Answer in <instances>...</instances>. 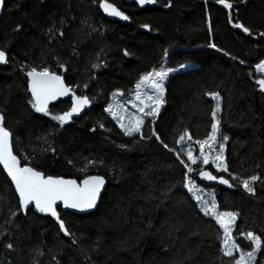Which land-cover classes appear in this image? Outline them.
Segmentation results:
<instances>
[{
  "label": "trees",
  "instance_id": "1",
  "mask_svg": "<svg viewBox=\"0 0 264 264\" xmlns=\"http://www.w3.org/2000/svg\"><path fill=\"white\" fill-rule=\"evenodd\" d=\"M109 1L130 17L128 23L105 18L98 0H4L0 48L8 52L9 63L0 65V108L5 109L6 127L13 131L15 153L34 156L33 166L46 174L66 178H83L85 173L78 170L84 166L83 158L103 159V166L90 167L87 174L104 176L106 187L98 208L91 213L75 214L60 209L69 230L80 240L79 248L86 250L80 254L70 246L69 238L58 233V225L50 217L34 210L19 214L18 228L5 224L9 206L15 207L17 199L10 181L5 183L6 174L0 170V230L8 229L7 238L0 237V264H31L35 249L47 253L57 245L64 250L61 253L64 264L69 258L74 264H181V261L219 264L215 259L218 226L214 221L210 227L208 219L198 214L193 207L195 202L186 198V190L179 186L168 193V198L161 195L165 186L182 178L175 156L154 140L137 144L131 151H122L118 145H131L132 139L122 135L103 108L115 89L132 90L141 74L159 67L161 62L167 66L193 62L195 66L172 73L166 80L167 103L155 122L156 130L170 146H175L174 139L185 128L194 139H203L211 130L210 109L215 104L203 93L219 91L221 131L231 137L226 145L230 171L242 177L257 172L264 174V167H256L264 164V145L260 143L264 140V96L255 83L256 79L264 78L255 69V64L264 59V40L232 28L228 11L215 0H173L169 8L163 7L168 0H157L156 6L146 8L125 0ZM233 2L234 18L254 32L264 31V0ZM64 15L76 19L64 28L63 38L49 44L45 30L53 20L59 27V18ZM209 18L211 33L206 23ZM82 19H87L96 31L81 25ZM145 23L151 30L141 29L140 25ZM17 24L22 25V30L14 32ZM210 42L237 59L208 47ZM123 49L133 55L124 57ZM165 49L169 55L162 61ZM101 50L102 55L106 54L108 67L100 69L96 79L88 80L90 63ZM241 59L245 60L244 64L239 63ZM42 61L56 71H59L58 62L65 63L66 83L82 86L88 81L89 87L83 89V94L95 97L82 116L48 137V144L37 138L51 131L55 122L42 114L24 113L25 80L19 71V63L39 65ZM77 91L80 94L81 89ZM70 104V99L61 100L52 110L65 111ZM98 119L105 123L106 129L96 127L95 132L89 131ZM149 132L146 127L145 133ZM49 145L55 149L54 153L44 151ZM69 160L74 163L70 165ZM113 169L123 170L118 180ZM196 180L201 183L198 177ZM204 185L207 184H201ZM263 185L257 186L256 197L244 194L238 187L230 190L207 185L206 189L216 190L220 210L240 213L238 228L264 233ZM151 196L158 199L152 200ZM161 200L163 204L156 208ZM148 224L152 227L148 228ZM169 225L173 226L171 235ZM177 228L179 231L174 230ZM237 238L242 246L247 245ZM97 240L98 253L92 251ZM8 242L16 245L14 250L4 247ZM197 247L198 254L187 261L188 250ZM88 255L91 259L86 260ZM40 264H49V256H42Z\"/></svg>",
  "mask_w": 264,
  "mask_h": 264
},
{
  "label": "snow or ice",
  "instance_id": "2",
  "mask_svg": "<svg viewBox=\"0 0 264 264\" xmlns=\"http://www.w3.org/2000/svg\"><path fill=\"white\" fill-rule=\"evenodd\" d=\"M3 3L4 0H0V6ZM135 3L143 7L156 4L157 0H135ZM215 3L222 6L224 10H229L228 23L232 28L239 30L248 37L258 36L261 40H264V31L254 32L252 28L232 16L231 10L236 7L233 0H215ZM239 3H245V0H239ZM172 4L173 0H168L163 7L169 8ZM98 5L99 9L108 16L118 17L123 21L130 20V17L125 12L120 10L114 3L109 2V0H98ZM75 19L74 16H61L59 18V27H57V21L53 20L44 33L49 44L54 43L57 38H63L65 36L64 28L70 26ZM80 23L92 28L88 24L87 19H82ZM206 23H209V32L211 33L210 18L206 20ZM140 27L151 30L150 25L146 23L141 24ZM19 30H22V25L17 24L13 31ZM92 31H96V29L92 28ZM208 47L223 52L225 56H231L229 52L218 48L215 43L210 42ZM72 52L76 54L75 47L72 48ZM122 52L124 57L133 55L127 49H123ZM168 55V50L165 49L161 58L162 61ZM231 58L233 60L237 59L235 56H231ZM8 63V52L5 48H0V65H7ZM239 63L244 64L245 60L241 59ZM107 67L106 54L102 55L101 50L90 63L88 80L96 79L97 72ZM187 67L185 64L179 65V69ZM57 68L59 71L53 70L52 67L43 61L39 65L19 63V71L23 74L25 80V86L23 87L24 113L29 116L32 113L42 114L43 117L49 118L50 121L55 122V126H58H54L51 131H46L43 136L37 138L44 141L45 144H48V137L53 136L55 132L69 125L73 118L81 115L95 99V97L83 94V89L89 87L88 81H85L82 86L79 83H66L64 76L67 71L66 64L58 62ZM255 69L260 73H264V59H260L255 64ZM177 71L178 69L167 67L165 63L161 62L159 67H152L139 76L134 90L128 94V99H122L124 93L119 88L110 94L109 103L103 108V113L111 117L123 136L132 139L131 145L121 143L118 148L122 151H131L137 144L154 140L167 152L172 153L178 162L182 178L171 185L165 186L161 195L164 198H168V193H171L179 186L186 190L188 194L186 198H190L191 201L195 202L193 207L198 210V214H202L203 217L208 219L210 227L211 222L214 221L215 225L218 226L216 237L218 254L215 259L219 261V264H225V261H227V264H264V233H258L251 228L248 230L238 228L237 222L240 213L231 210H220L215 191L206 190L207 185L201 186L203 182H216L219 185L227 186L229 189L238 187L244 194L256 197L257 186L264 184V174L260 172L242 177L230 171V165L226 157V145L231 140V137L221 131V93L214 90H208L203 93L205 97H210L212 101H215V104L210 109L211 130L208 131L203 139H194L190 131L185 128L174 139L173 143L175 146H170L154 126L162 106L167 103L166 80L170 74ZM255 83L258 85L259 93L264 96V78L256 79ZM78 89H81L80 94H78ZM62 98H70V107L65 111L54 112L52 109ZM4 103L7 104L8 101L5 100ZM5 120V109L0 108V170L6 174L5 183L10 181V187L14 188L15 198L17 199L15 207L9 206L5 224L18 228L19 214L34 210L36 214L51 217L58 225V233L62 234L63 237L69 238L71 241L70 246L80 254H84L86 250L79 248L80 240L74 232L69 230L61 216L60 209L62 207L64 210L87 212L98 208V201L102 195L106 179L101 175H88L87 171L90 167L103 166L104 160L93 157L83 158L84 166L78 169L80 172L85 173L82 179L46 174L33 166L32 160L34 156H30L27 153L20 155L15 153L13 131L6 127ZM237 126L248 127V125ZM96 127L101 130L106 129L105 123L101 119H98L96 125L89 131L95 132ZM146 127L150 129L149 134L145 133ZM253 128V134L255 135V126ZM260 143L264 145V140H261ZM49 150L53 153L55 152V149L51 148L50 145L44 149L45 152ZM68 163L71 165L74 162L69 160ZM256 167L258 169L262 168L264 164H257ZM210 169L215 171L213 172ZM224 174H227L228 178ZM122 175V169L119 171L113 169L114 178L118 180ZM196 177H199L201 183H197ZM261 191H264V188ZM150 199L155 200L158 197L151 196ZM162 204L163 201L161 200L155 207L159 208ZM147 227L151 228L152 225L148 224ZM174 230L179 231L178 228ZM172 231L173 226L169 225L170 235ZM7 235L8 229L0 230V237L7 238ZM192 235H198V233H192ZM209 235H211V232H209ZM238 236L243 241H246L247 245L242 246V242H238ZM4 247L14 250L16 245L8 242ZM34 251L35 255L31 259V264H40V258L44 255L49 256V264H64L61 258V253L64 250L58 245L49 249L47 253L39 248ZM92 251L99 252L98 240L93 242ZM198 252V247L196 249L190 248L185 259L190 262ZM258 253L260 254L259 257ZM85 259H91L90 255L86 256ZM67 264H74L72 258H69ZM181 264H183V261H181Z\"/></svg>",
  "mask_w": 264,
  "mask_h": 264
},
{
  "label": "water",
  "instance_id": "3",
  "mask_svg": "<svg viewBox=\"0 0 264 264\" xmlns=\"http://www.w3.org/2000/svg\"><path fill=\"white\" fill-rule=\"evenodd\" d=\"M127 3H135V0H125ZM246 1V0H245ZM110 2V1H109ZM136 4V3H135ZM3 5H4V3H3ZM3 5L2 6H0V16H1V13H2V10H3ZM137 5V4H136ZM157 5V3L156 4H150V5H145V6H143V7H141V6H139V5H137L139 8H146V7H152V6H156ZM99 6V5H98ZM220 7H222V6H220ZM100 10V9H99ZM101 11V13L104 15V17L105 18H107V19H109V20H116V21H119V22H121V23H128L129 21H123V20H121V19H119L118 17H111V16H108V15H106L102 10H100ZM226 11H229V10H226ZM142 30H145V31H149V30H146V29H143V28H141ZM65 99H70V98H62V100H65ZM85 112V111H84ZM84 112L81 114V115H79L78 117H74L73 119H75V118H79L80 116H82L83 114H84ZM91 175H98V174H91ZM66 178V177H65ZM199 178V177H198ZM200 180V179H199ZM204 184H207V185H210V186H215V187H223V188H226V189H229V188H227V186H225V185H219V184H217L216 182H203ZM105 187H106V184H105V186H104V188H103V190H102V193H103V191H104V189H105ZM263 188H264V185H263ZM233 189V188H232ZM232 189H230V190H232ZM100 200V199H99ZM98 203H99V201H98ZM61 210L62 211H64V212H71V213H75V214H86V213H91V212H93L94 210H88L87 212H78V211H76V210H64L62 207H61ZM39 215H41V216H43L42 214H39ZM51 218V217H50ZM52 219V218H51ZM53 220V219H52ZM54 221V220H53ZM55 222V221H54Z\"/></svg>",
  "mask_w": 264,
  "mask_h": 264
},
{
  "label": "rangeland",
  "instance_id": "4",
  "mask_svg": "<svg viewBox=\"0 0 264 264\" xmlns=\"http://www.w3.org/2000/svg\"><path fill=\"white\" fill-rule=\"evenodd\" d=\"M180 64H185V65H187L188 67L185 68V69H179V65H180ZM166 66H167V65H166ZM193 66H195V63H193V62H184V63H179V64H177V65L167 66V67L176 68V69H178L177 72H180V71L186 70V69H188V68H191V67H193ZM174 73H176V72H174ZM262 74L264 75V73H262ZM137 81H138V80H137ZM137 81H136V82H137ZM135 84H136V83H135ZM132 90H134V88H133ZM132 90H129L128 92H123V93H124V97H123L122 99H124V100L128 99V94H129V92L132 91ZM108 103H109V102H108ZM130 110H131V109H130ZM197 153H198V148H197ZM206 190H214V191H216L214 188H210V189H206Z\"/></svg>",
  "mask_w": 264,
  "mask_h": 264
}]
</instances>
